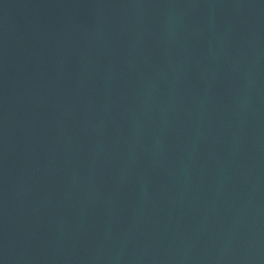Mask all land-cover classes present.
I'll return each mask as SVG.
<instances>
[{
	"label": "water",
	"instance_id": "1",
	"mask_svg": "<svg viewBox=\"0 0 264 264\" xmlns=\"http://www.w3.org/2000/svg\"><path fill=\"white\" fill-rule=\"evenodd\" d=\"M0 264H264V0H0Z\"/></svg>",
	"mask_w": 264,
	"mask_h": 264
}]
</instances>
